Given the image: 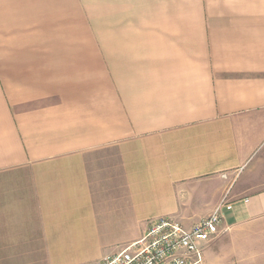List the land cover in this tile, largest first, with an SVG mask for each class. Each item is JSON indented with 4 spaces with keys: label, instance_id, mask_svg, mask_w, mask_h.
<instances>
[{
    "label": "crops",
    "instance_id": "0c3cea01",
    "mask_svg": "<svg viewBox=\"0 0 264 264\" xmlns=\"http://www.w3.org/2000/svg\"><path fill=\"white\" fill-rule=\"evenodd\" d=\"M219 205L202 264H264V0H0V264Z\"/></svg>",
    "mask_w": 264,
    "mask_h": 264
},
{
    "label": "built area",
    "instance_id": "2783aa9c",
    "mask_svg": "<svg viewBox=\"0 0 264 264\" xmlns=\"http://www.w3.org/2000/svg\"><path fill=\"white\" fill-rule=\"evenodd\" d=\"M222 205L191 226L172 217L150 222L145 234L126 248L104 256L98 264H202L201 242L214 238L223 225Z\"/></svg>",
    "mask_w": 264,
    "mask_h": 264
},
{
    "label": "rangeland",
    "instance_id": "374dc122",
    "mask_svg": "<svg viewBox=\"0 0 264 264\" xmlns=\"http://www.w3.org/2000/svg\"><path fill=\"white\" fill-rule=\"evenodd\" d=\"M179 221H181L184 225H186L187 226V222L185 223L183 220H181V219H178Z\"/></svg>",
    "mask_w": 264,
    "mask_h": 264
}]
</instances>
